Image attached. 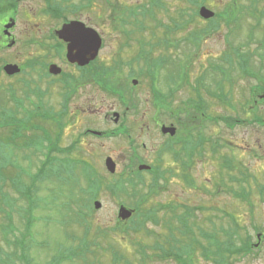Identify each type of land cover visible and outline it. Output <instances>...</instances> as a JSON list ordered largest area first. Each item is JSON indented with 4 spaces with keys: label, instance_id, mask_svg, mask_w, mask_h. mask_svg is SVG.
Listing matches in <instances>:
<instances>
[{
    "label": "rangeland",
    "instance_id": "rangeland-1",
    "mask_svg": "<svg viewBox=\"0 0 264 264\" xmlns=\"http://www.w3.org/2000/svg\"><path fill=\"white\" fill-rule=\"evenodd\" d=\"M113 1L115 2L116 0ZM148 1L150 3L151 0H119L118 11L114 12L105 7L104 1L95 0L93 7L87 9L92 11H84L82 13L83 19L91 17L95 23L98 14L103 16V20L99 21L98 24L104 27L101 28L103 29L105 37V47L103 51L105 70L107 66L114 67L112 70L117 73V76L115 73L112 74L111 81L121 85V89L127 94L129 104H135V102L137 104L135 107L136 110L135 108L128 110L129 121L133 129L130 135L124 136L121 134L119 137L116 136L104 139H84L82 137L77 139L76 136L78 132L83 131V127L88 124L96 126L99 130H112L116 128L115 121L112 118L113 116L111 117V114H113L114 111L120 113L126 111L128 109L127 106H129L122 104V102L120 103L117 97L111 96L107 92L103 94L97 91L94 85L85 86L82 90L76 93L74 92L72 95L70 100L72 104L70 106H72L73 109L78 108L81 110L80 114L83 117V122L79 123L80 128L74 129L75 134L73 136L69 134L68 127L63 128L62 126L61 128V123H52L50 120L40 121L44 113H38L40 115L39 117L36 114L31 122L30 119H28L26 121V126L29 124V128L26 131L27 137H22V134L19 138H16L15 141H8L7 137L9 138L11 134L7 136V129L1 128L0 125V138L4 140L3 151L0 152V165L6 166L5 173L8 175L5 184L3 181L0 182V208L6 210L5 213L11 214L12 221L18 229V231H12L14 227L12 224L10 225V232L7 238L11 241L18 238L22 239L23 236L20 233L25 232V219L23 215H26L23 209L28 207L27 200L22 198L20 193L13 187L16 181L13 185L11 184L12 177H16L19 173L20 176H22L23 182L27 185L31 184L33 176L38 172L42 162L48 157L47 148H40L37 146L45 137L44 131L55 132L57 135L60 134V141L55 146L59 149H55L53 155L50 156L53 160L49 165L51 168L43 174L45 175L44 178H40L36 182L38 190L35 194V198L38 199L39 205L32 213L33 220L35 218L37 219L32 229L34 233L31 231L25 233L24 245L21 246V249H18L20 253L23 252L27 246L30 261L28 263L25 261L27 257H23L21 260H16V264H47L52 257L59 252L60 246H64V249L68 246L78 248L83 241L81 240L83 237L86 238L88 244L90 243V251L86 253V259H89L93 264H113L112 247L120 251L124 257L123 262L119 264H125V260H130L134 264H142L140 258L143 253L136 241L140 239L151 245L154 238L150 235H146L144 232H131L125 234L116 231L114 227L119 221H122L119 220L118 217L120 201L124 200L114 198L105 188L104 184L99 194L96 187L88 191L86 190L89 184L86 177L87 172L91 173V177L96 181V184L101 187V181L103 183L106 181H114L116 178H120L123 172H130L131 170L138 169L140 164L162 163L164 166L163 169L167 175L166 179L161 180L163 184L161 189L157 193H151L150 195L153 198L146 204L148 206L146 209L154 207L158 210L162 223L165 217L171 221V214L160 208V204L176 202L182 204V206L186 204L194 208H208L206 211H204V209H195L194 213L197 216L198 224L203 225L209 231H212L214 226L213 223H215L217 227H224L225 229H231L230 224L232 223V229L235 232L233 238L229 239V236H226V234L221 235V239L225 240L228 243V245H226L231 248H244V243L248 239V236H255L254 226L258 220L261 219V216L264 218V209L254 202V195H251V200L253 201V206H251L249 203L246 204L241 202L233 196L232 192L227 190L224 184V176L227 179L228 169L221 170V161L219 157L213 160L205 159L200 162H194L191 169L185 174H180L177 164L170 162V165H167L169 157L167 154L161 157L159 161V156L156 155V148L160 147L164 138L160 134V129L157 128L153 121L156 109L152 104L153 92L149 88L153 85L151 84L150 78L147 76L142 78L136 77L139 81L135 86L132 78H128L130 68L126 67V64L122 62H128L132 58L136 59L134 57L138 53L139 48L138 44L135 42H138V37L145 39L144 41L147 44L146 48L151 50L150 56H167L171 61H174V63H169L166 60L168 63H164V67L158 75L161 78L159 83L157 82L158 88L161 87L164 91H168L171 86L169 83L170 79L176 77L173 71L176 66L175 61H182L190 49L192 50L193 59L191 68L188 72V74H190V83L196 80L199 74H209L211 72L209 65L213 62H222V59L227 60L226 56H232L236 63L230 68L233 73L231 90L232 96L237 104L234 102L231 107L240 114L242 106L239 105V103L242 101L241 98L243 99L246 95L247 80L239 72L238 62H240V60L239 58H235V47L241 48L243 53L247 52L250 56L261 53V58L264 62V20L261 25L256 24L251 16L243 20L242 25V22L238 23L239 21H237L235 24L242 26V28L240 30H233L232 34L228 31V27L223 24L220 31L207 36L204 35L200 48L197 50L192 45L188 46L186 42H184V36L187 37L188 32H172L169 36L164 34L166 29L163 24H173L171 23V16H176L180 7H187L186 3L180 0H163L162 2L165 7L156 11L157 20L148 18L144 22V25L138 20L140 16L137 15V12L139 13L141 11L140 6H145L146 8L150 6ZM82 2L83 0H74V4L77 5H80ZM229 2H232V0H219L217 2L214 0L210 1L207 6L214 11L223 12L225 5ZM239 2L243 5L247 4V0H239ZM45 6H47L45 5V0H23L19 2L18 7L20 12L18 14L17 28L15 29V34H17L19 40L14 47L9 48L6 46L0 52V64L5 61L8 63H15L20 66H25L26 71L21 75L12 77L2 73L0 85L6 91L10 89L14 90L15 97L21 102L20 109L18 107L19 117L21 119H24V116H26L28 112L34 114L36 106L38 105L37 102L40 100L45 107L50 108V110L55 113L54 116H57L58 120L66 122L63 117L65 115H60L63 107L58 87H50V90L48 89L50 94L47 93L45 95L41 93L40 96L42 98H39L35 92H29L30 89L34 88L33 80L37 77V72H42L43 70L38 65L31 67L25 64L30 58L40 52L36 50L33 44L26 43V40L31 36L27 27L29 26L32 28V25L38 20L35 12L45 8ZM255 8L256 13H259V10L264 8V0H260ZM9 11L10 10L5 7V10L0 12L1 32L2 23L5 22L4 17ZM133 12H135L137 24H135L136 22H131L127 26L128 29L135 30V32L132 33V38H130L127 45H125L127 38L124 37V35H126L124 31L127 28L119 29V27H121V17L133 19ZM188 12L191 13L192 11L189 10ZM27 14L28 18L26 17ZM68 17L71 18V16ZM28 19L31 22H27ZM177 19L180 20V17H177ZM200 24L207 25L208 22L199 17L196 22L191 24L189 29L196 28L200 26ZM252 24H254L253 31L257 28L255 32H250ZM48 25H50V23H48L46 27ZM164 41H172L173 45L165 48V44L161 43ZM123 46L128 47L123 49ZM40 56L45 57L44 54H40ZM116 58H118L117 60H121L118 65L114 63ZM137 61L140 62L141 65H135V67L146 68L145 59ZM254 61L256 60L254 59ZM222 63H224V61ZM226 64L229 66L228 63ZM176 68H178V66H176ZM211 75L213 74H210V80L213 78ZM28 82L30 83L28 84ZM252 82L253 80L249 78L248 84ZM185 85L184 88L181 87L177 91V95L172 101L173 109H176L175 111L178 117L173 118L172 116H167V114H161L160 112L156 114L159 118H164V116L167 117L166 120L168 122H173L175 125L177 124L179 128L180 120L189 121V128H183L181 125L179 133L181 131L183 134H192L196 131L192 129L193 126H195V124L193 125L192 123V121H194L193 105H180V100L185 99L193 93L190 86L188 87V84ZM5 95L6 93L4 92L3 96ZM1 96L2 95H0V111H3L2 107H5L8 110L5 112L4 116L7 117L9 115L13 117L15 114L13 112L17 109V104L11 99H8L7 96H5V103L3 104V96ZM89 106L95 109V112H90L88 110ZM179 107L180 110H177ZM168 109L170 110V107ZM66 111L68 117L69 110ZM91 114L94 115L92 116ZM0 117L2 118L3 116L0 114ZM72 121H74V119H69L66 122L67 126ZM36 124H40L45 128L36 129ZM32 126L33 128L31 129L30 127ZM132 135H134L132 142H135V147L133 148L137 149L139 159H135V156L132 155L133 148L129 145L128 136ZM243 135L244 132L242 128L235 127L233 129V139L237 140L240 144L242 143ZM53 136L55 137L56 135ZM32 140L34 141L31 143ZM54 140L56 139L54 138ZM42 141L43 143L45 142V145L48 144L46 140L43 139ZM144 143L146 144V148L143 146ZM108 156H111L117 165V171L115 173H110L105 166V160ZM236 157L243 158L240 153L232 154L231 158L235 159ZM83 161L89 164V171L83 167ZM233 165L234 168H236L234 174L239 175V173H237L240 168L239 164ZM143 174L147 180L150 179V173ZM184 176H189L191 179H194L195 187H188L187 180ZM216 183L221 184L219 190H217ZM232 185L236 189H240L241 187V185L234 184V182ZM148 188L149 187H144V190L147 191ZM6 195H10L7 198L10 200L7 201L8 203H6L5 200ZM94 195L98 196L93 198ZM78 198V205L71 204V211H69L67 206L68 203L71 199ZM148 198L150 197L148 196ZM95 200L102 203L100 209L95 207ZM129 202L130 201L125 202L127 203L126 206L133 208V206L129 205ZM85 204L89 206L86 208ZM72 208L76 211H73ZM81 209L86 213L85 218L90 225L87 235H85V225H79L75 222L77 217L76 213L78 211L80 212ZM226 212L232 215V221L227 218ZM4 215V213L0 212V258L5 257L6 264H11L12 257L9 253L15 251L16 248L14 246H9L4 240L2 229L3 226L7 224ZM138 215L142 218L141 212H139ZM138 215L136 214V217L134 216L132 219L128 220L130 225L137 221L136 218ZM81 218L84 219L83 216H81ZM150 227L153 226L150 224ZM240 227H246V229ZM156 229L164 233L167 232L163 224L161 227L155 228V230ZM202 241L204 245L208 246L213 252L218 250L217 244L212 240L208 241V239L203 238ZM252 241L255 242V239ZM148 250L149 252L152 251L150 248ZM197 252L199 258L202 259L200 260V264H216L213 259H206L200 254V251ZM82 258L84 257L74 258V261H63L62 264H91L84 263L83 261L86 259ZM195 260L197 261L198 257H196ZM228 260L231 264H264V249L257 250L254 248L249 253L244 251L235 253ZM0 264H3L1 259ZM148 264H173V262L158 260L156 258Z\"/></svg>",
    "mask_w": 264,
    "mask_h": 264
},
{
    "label": "flooded vegetation",
    "instance_id": "flooded-vegetation-1",
    "mask_svg": "<svg viewBox=\"0 0 264 264\" xmlns=\"http://www.w3.org/2000/svg\"><path fill=\"white\" fill-rule=\"evenodd\" d=\"M9 10V13H7L4 17L5 22L2 23V32L0 31V45L2 46H7L8 43L13 40L17 43L19 40L17 34H15L18 14L20 12L18 4H15V6L13 5L11 9L9 8ZM84 11L92 10L84 9L72 13L45 7L36 11L35 14L38 20L34 23V25H32V28L29 26L27 27L31 36L26 40V43L33 44V46L36 47V50L40 52L30 58L26 63L31 64L29 61H32L33 65H38L43 70L42 72H37V77L33 80L34 88L32 89L34 91L40 94L44 93L46 95L49 93L48 89L50 90V87H58L60 90L61 104L63 107L61 110L62 116L65 115L63 117L66 122L69 119H74V121L70 122L68 126L66 122L61 121V128L62 126L63 128L68 127V132L71 136L75 134L74 129L80 128L79 123L83 122V117L80 114L81 110L78 108L73 109V107L70 106L72 104L70 103V100L74 92L76 93L82 90L85 86L94 85L97 91H100L103 94L107 89V93L109 95L113 96L114 94L120 103L122 102V104H125L126 106L129 105L127 106L128 109L126 111L121 112L119 121L115 120V111H112L113 114H111V117L113 116L112 118L116 122V129L102 131L96 126L88 124L85 125L83 127V131L78 132L76 136L77 139L80 137L84 139H102L113 136L121 128L125 129L127 125H130L131 123L129 121L128 110L135 108L137 104L136 102L135 104H129L127 94L121 89V85H115L116 89L106 88L104 82L105 67L103 62L105 37L102 28L104 27L98 24L99 21L103 20V16L98 14L96 18L97 21L95 23L91 17H87L85 19L82 18V13ZM68 16H71V18ZM26 17L28 18V14ZM11 19H15L16 24L6 33L5 25ZM27 22L31 21L28 19ZM71 22L83 23L86 27H91L97 33V36L99 35L102 39V45L96 58L89 61L87 64L82 65L79 62L70 60L68 57L69 46L71 44V40L69 38L79 40V38L85 36H79V32L84 29L81 25H76L73 29L75 30V34L72 30V32L67 36V39L60 38V30L63 25ZM48 23H50V25L46 27ZM57 48H61L62 52L58 53L56 50ZM42 52L45 57L40 56V54L43 55ZM254 59L256 61H254ZM223 61L224 63H222ZM222 62H218L219 65L217 64V66L214 67L209 74L202 73L197 75L196 80L191 83L192 87L187 85L188 87L190 86L193 93L185 99L180 100L181 106L193 105L194 121H192V123L193 125L195 124V126H193L192 129H195L196 131L192 134H183L180 131L179 158H176L178 155L173 151V148H175L174 143L177 141L175 137L179 135L181 125L183 128H189L188 126L190 125V122L180 120L179 128L177 124L175 125L173 122H168L166 120L167 117L165 116L164 118L153 116V121L155 122L157 128L160 129V134L164 138L160 147L156 148V155L159 156L160 161V158L167 154V156H169L167 165H170V162L177 164L180 174L187 173V171L191 169L194 162H200L205 159L213 160L219 157L221 161V170L228 169L227 179L224 176V184L227 187V190L232 192L233 189L235 191L249 193V202L248 200L241 202L246 204L249 203L251 206H253L251 195H254V202L264 209V62L258 55H246L242 59L239 72L247 80V89L246 95L243 99L241 98L242 101L239 103V105L242 106L240 114H238L231 107L234 102L236 103L231 90L233 73L230 68L232 67L227 60L222 59ZM225 62L228 63L229 66H227ZM54 64L62 69L61 73L54 74L51 72V65ZM24 67L25 66L21 65V68ZM210 74H213L211 75L213 76L211 80L209 79ZM17 75H21V73L13 76ZM202 75H204V77L201 80ZM249 78L253 80L250 84H248ZM29 83L30 82H28V84ZM185 86L186 85L182 83V78L180 76V88H184ZM66 110H69L68 117ZM88 110L90 112H95V109H92L91 106H89ZM162 112H164V110H162ZM91 115L93 116L94 114ZM163 125H174L177 129L176 133L174 135L162 133L161 129ZM235 127L242 128L244 132L241 144L237 140L233 139V129ZM92 131H100L102 132V135H96ZM131 131L133 132L132 129L130 132ZM190 138L192 139V142L188 141ZM134 144L135 142H132L130 147H135ZM143 146L146 148V144ZM234 153H240L243 158L241 159L236 157L235 159H232L231 157ZM132 155L135 156V159H139L136 148H133ZM233 164H239L240 168L239 171H237L239 175L234 174V170L236 168H234ZM152 165L163 166L162 163H154ZM142 172L147 173V171ZM233 182L234 184L241 185L240 189L234 188L232 185ZM240 228L246 229V227ZM254 235V237H252V235L248 236L247 239V241H250L249 252H251L254 248L257 250L264 249L263 216H261V219H259L254 226ZM254 239L255 242L252 241ZM246 244L247 243L245 242L244 245Z\"/></svg>",
    "mask_w": 264,
    "mask_h": 264
},
{
    "label": "trees",
    "instance_id": "trees-1",
    "mask_svg": "<svg viewBox=\"0 0 264 264\" xmlns=\"http://www.w3.org/2000/svg\"><path fill=\"white\" fill-rule=\"evenodd\" d=\"M8 1L9 0H0V12L4 11L5 7H7V9L9 8L11 9L13 7V6H10L12 5V3ZM93 1L94 0H83V2L80 5L74 4V0H47V3L50 7H53L59 10H65V11H67V9H71V11L73 12L76 10V7L77 8H88V9L92 8ZM104 1H105L106 8L114 12L118 11L117 10L118 4H119L118 0H116L115 2L113 0H104ZM162 1L163 0H151L150 3L148 1V3L150 4L148 8H146L145 6H140L141 11L139 13L141 14L140 15L141 18H138V20L140 21L141 24H144V22L146 21L145 19L146 16H149V18L157 20L156 11L161 10V8L165 7ZM180 1L185 2L187 7H180L178 12L176 13V16H171L172 18L171 23L173 24L171 25L163 24L166 29L165 35L169 36L172 32L178 33L179 31L188 32L187 37L184 36V40H185L184 42H186V45L188 46L192 45L195 49L200 48L202 37L204 35L207 36V35L214 34L220 31L221 28H219V26L221 25L222 22H224V24L225 22L227 24L228 22H232V24L233 23L235 24L237 21H239L238 23L242 22L241 23L242 25L243 20L251 16L255 20L256 24L261 25L264 20V8H261L259 10V13L258 12L256 13L255 7L260 2V0H247L246 2L247 4H245L246 6L241 4L239 0H234V1L232 0V2H229L227 5H225L223 12L219 13L217 15V18L214 19L213 21L211 20L209 24L207 25L200 24V26L196 28L189 29L191 24L196 22V18L198 16L197 6L207 4L210 1H214V0H180ZM217 1L219 0H215V2ZM4 4H6V6ZM189 10H191L192 12L189 13L188 12ZM139 13L137 12V15ZM177 17H180V20H178ZM121 22H120L121 27L127 28V26L131 22L133 23L136 22L135 24H137V19L133 21L131 19H125L124 17H121ZM254 24L251 25L250 32L253 31ZM241 28L242 26H240V29ZM129 30L130 29L127 28L124 31V34H126V36L129 35V32H130ZM233 30L235 31L236 29L229 27V31H231V34ZM255 30H257V28ZM255 30L253 32H255ZM126 38L127 40L129 39L128 37ZM141 44H145V41H142ZM164 44H165V48H168L169 46L173 45L172 41H166L164 42ZM3 48L4 47L0 45V52L3 50ZM125 48L126 47H124L123 49ZM145 48L146 47L142 49V54L139 55L136 58V60L145 59L146 61H148L146 63L147 71L145 72H148V74H151L152 77H155V79H157L158 75L160 74L161 70L164 67V63L166 64L168 62L174 63V61H171V59L167 56L166 57H161V56L158 57V56H152V55L150 56L151 50L147 48L145 49ZM235 53H236L235 56L238 58L242 57L244 54L241 51V48L239 47L238 48L235 47ZM192 60H193L192 50L190 49L186 57L182 61L180 60L175 61L176 66H178V68H176L175 66V69L173 70L174 73L176 74V77L170 79V82H169L171 84L170 89L166 92H163L161 90L157 94L155 93V100L157 102V106L164 108V109L167 108L166 110L163 109L164 110L163 113L167 114V116H172L173 118L178 117L175 111L176 109L175 110L173 109L172 101L176 97L177 91L180 89V75L182 76V78L184 77L183 80L185 82L184 83L182 82L183 84H187V80L190 79V75L188 74V71L191 68ZM0 62H1V59H0ZM211 67H213V63L211 64ZM1 70L2 69H1V64H0V72ZM203 77L204 75L201 76V80L203 79ZM0 95L2 96L4 95V91L1 87H0ZM2 101L4 104L5 103L4 96L2 97ZM169 107H170V110L168 109ZM177 110H180V107ZM13 113H15L13 117H10V116L6 117L4 116L5 113L3 111L0 112V114L3 116L2 118L0 117L1 128L7 129V134H8L7 136L11 134L9 138L7 137L8 141L9 140L15 141L16 138H19L22 134H23L22 137H27L26 130H28L29 124L26 126V121L30 119V122H31V120L35 117L36 114L38 117L40 116L38 114L40 112L37 110L34 111V114H32L31 112L26 113V116H24V119L17 118L18 115L16 114V112H13ZM42 120H50L52 121V123L57 122V119L54 116V113L51 111H47V113H44V116H42V119H40V121ZM38 125L40 124L35 125V128ZM234 125H235V122H234ZM30 128L32 129L33 126ZM55 129H58V128H55ZM53 135H56V136L54 137ZM59 137L60 136H58L55 132L45 131V137L43 139L46 140L48 144L45 145L44 144L45 142L43 143L42 141L43 139L41 140V142L37 144V146H39L40 148H47L48 157L45 161L42 162V165L39 168V171L33 176L31 184L27 185L25 182H23L22 176H20L19 173L16 175V177H12L11 183L13 184L16 181L15 185L13 186L14 189L17 192H19L21 197L26 199L29 203L28 209H23L26 215H23L25 219V232L20 233L23 236L22 239L18 238V239L11 241L7 238V235L10 232L9 230H10L11 224L14 227L12 231H18V229L16 228L15 224L12 221L11 214L5 213L6 210L0 208V212L5 214L4 215L5 220H7V224H5V226H3V229H2L4 240L9 246H14L16 248V250L11 253L6 252V253H9V255H11L12 257L11 264H16L17 263L16 260H21V258L23 257H27L25 261H27L28 263L30 261L27 246L23 250L25 254L23 252L19 253L18 249H21V246L24 245V239H25L24 236H26L25 233L30 232V231L34 233L32 229L34 228L37 219L35 218L33 220L32 213L35 210V208H37L39 205L38 199L35 198V194L37 193V190H38L36 187V182L40 178H44L45 175L43 174L49 168H51L49 167V165L53 160L50 158V156L53 154V151L55 149H59L55 147L57 143H59L60 141ZM54 138L56 140H54ZM175 139L177 141L176 143H174L175 148H173V151L179 157L180 155L179 154L180 133L177 137H175ZM3 141L4 140L0 138V152L3 151ZM33 141L34 140H32L31 142ZM188 141L192 142V139L190 138ZM178 157L176 156V158ZM85 168L89 171V168H90L89 164H85ZM5 170H6V166L0 165V182L3 181L4 184L5 182H7L6 180L8 179V175L5 173ZM150 172L152 176H151V181L149 182H145V180L139 177L137 178L129 172L127 176L121 174L120 178L118 177L116 180L110 181V182L106 181L105 183H103L101 179L99 178L101 181V187L96 184V181L91 177L90 172H87L86 174L88 182H89L88 187L86 188L87 191L93 187H96L98 190V194H99V191L104 184L105 188L108 191H110L113 195H116V196L122 195L124 199H129V200L132 199V196H137L136 209H137V213L141 212L142 218L138 215V217L136 218L137 221L135 223H132L131 225L128 224L126 226H123V228L121 229H118L115 227L114 228L125 234L131 233V232H135V233L144 232L146 233V235H150L154 238V241L151 245L145 243L144 241H141L140 239L136 241L137 244H139L141 248V252L143 253V255H141V258H140L142 264H148L151 261H153V259H156V258L158 260L173 262V264H200V260L202 259L199 258V256L197 255L198 254L197 251H200V254L204 258L213 259V261L216 264H231L229 263L228 259H230V257L233 256V254L241 253L243 251L248 252L247 249L245 251L243 248H234V247L229 248L227 246L228 243L225 240L221 239L222 234H226V236H230V239L233 238L235 232L232 228L231 229L229 228L225 229L224 227L219 228L215 225V223H213L214 226L212 228V231H209L203 225L198 224L197 222L198 219L194 213V210L204 209V211H206L208 208H204V207L194 208L186 204L182 206V204L176 203V202H169L168 204H160V208L168 211V213L171 214V221L170 219L165 217L162 223V219H161L160 214L158 213V210L155 209L154 207H150L146 209L148 207L146 204L150 202L151 199L153 198L150 194L151 193L153 194L155 192L157 193L161 189L163 185L161 183V180L166 179L167 175L164 169L161 167L152 168ZM184 178L187 180L188 187H191V188L195 187L194 179H191L189 176H184ZM144 187L145 188L149 187V188L147 191H145ZM220 187H221V184L218 183L217 190H219ZM232 194L237 199H240L242 201L248 200L249 202V198H248L249 193L235 191L232 189ZM8 196L10 195H6L5 197L6 203H8L7 201H10L9 199H7ZM148 196L150 198H148ZM96 197L97 195L93 196V198H96ZM78 202H79V198L71 199V201L67 205L68 210L71 211V204L78 205ZM85 206L87 208V206L89 205L85 204ZM144 209L146 210L143 211ZM179 209H180V212H179ZM72 210L76 211L74 208H72ZM85 214L86 213L84 212L83 209H81L80 212L78 211L76 213L77 217L75 219V222L78 223L79 225H85V235H87L89 233L90 225L87 219L85 218ZM81 216H83L84 219H82ZM150 224L153 227H150ZM162 224L164 228H166L167 230V232L165 233L158 229L155 230V228L161 227ZM203 238L208 239V241L212 240L214 243H216L219 246V248L221 246L222 248L218 249L217 253L211 251L208 246L204 245L202 241ZM73 239H76V238H73ZM81 240L83 241L78 246V248H75L73 246H68L66 249H64V246H60L59 252L56 255H54L47 264H62L63 261H74V258H80V257H84L82 259H86V253L90 251V243L88 244L86 242L85 237H83ZM149 248L152 251L149 252L148 250ZM246 248L248 247L246 246ZM112 255H113V264H119L123 262L124 257L121 254V252L116 250L113 247H112ZM196 257H198L197 261L195 260ZM0 259L3 264H6L5 257L4 258L1 257ZM83 262L93 264L92 262H90L89 259H86ZM125 264H134V263L131 262L130 260H125Z\"/></svg>",
    "mask_w": 264,
    "mask_h": 264
},
{
    "label": "water",
    "instance_id": "water-1",
    "mask_svg": "<svg viewBox=\"0 0 264 264\" xmlns=\"http://www.w3.org/2000/svg\"><path fill=\"white\" fill-rule=\"evenodd\" d=\"M201 15L204 16L205 18L212 17L214 15V12L211 10L207 9L206 7L201 8ZM15 25V21L12 20L9 24L6 25V33L8 32V29L12 28ZM76 25H81L83 30L79 32V36H84L78 39L74 38H69L71 40V44L69 46V53L68 57L70 60L74 62H79L82 65L87 64L90 60L94 59L101 46V39L99 36H97V33L91 29V28H86L83 23H77V22H71L69 24H65L63 28L60 30V37L62 39H67V36L72 32V30L76 27ZM73 33L75 34V30H73ZM78 42V44H77ZM14 44V41L10 43V46ZM5 71L9 75L16 74L20 72V67L15 64H7L4 67ZM51 71L53 73H58L60 71L59 68H57L56 65H53L51 67ZM163 131L166 133H171L174 135L176 133V128L173 126L170 127H164ZM107 166L108 168L114 172L116 165L114 161L111 158L107 159ZM143 168H149V166H141V169ZM96 208H100L101 204L100 202L95 203ZM132 212L130 210H127L126 208L122 207L120 211V216L122 218H129L131 217Z\"/></svg>",
    "mask_w": 264,
    "mask_h": 264
},
{
    "label": "bare ground",
    "instance_id": "bare-ground-1",
    "mask_svg": "<svg viewBox=\"0 0 264 264\" xmlns=\"http://www.w3.org/2000/svg\"><path fill=\"white\" fill-rule=\"evenodd\" d=\"M2 6V5H1Z\"/></svg>",
    "mask_w": 264,
    "mask_h": 264
}]
</instances>
